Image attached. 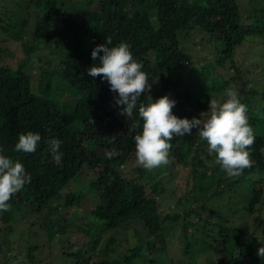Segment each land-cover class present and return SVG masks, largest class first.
<instances>
[{
  "label": "trees",
  "instance_id": "16d2710c",
  "mask_svg": "<svg viewBox=\"0 0 264 264\" xmlns=\"http://www.w3.org/2000/svg\"><path fill=\"white\" fill-rule=\"evenodd\" d=\"M84 1L85 8L73 13L76 17L58 6L56 0H27V8L34 5L38 11L33 25L21 19L14 27L13 22L10 21V26L0 18L2 32L19 40L24 53L14 66L0 64V147L13 160L22 162L32 176L31 183L9 201L10 211L0 213V232L5 234L8 244H13L10 235L20 211L21 219L29 220L26 229L31 224H39L46 230L48 241L56 236L63 239L61 247L63 256L68 259L66 264H200L196 259L199 250L206 255L201 264H264V258L256 251L255 229L251 228L256 219V229L264 223V218H260L264 216V134L254 131L256 140L250 149L253 166L238 178L227 176L215 164V159L210 164V173L206 172L209 161L202 153L208 145L195 128L191 135L171 141V167L163 166L151 172L136 163L134 144L112 159L83 145L88 131L110 115H121L114 100L118 93L110 91L108 82L100 76L88 74L91 66L100 64L99 59L93 60L91 56L97 45L105 43L107 38L112 40L110 46L122 41L130 45L134 59L142 63V70L152 85L151 91L141 96L139 104L158 99L173 86L182 87L185 100L183 104L179 101L182 97L179 93L173 113L190 118L194 110V117L199 118V111L211 95H205L202 90L208 89L206 85L199 91L189 86L193 79L187 83L186 77L185 80L183 76L176 77L178 67L192 62L183 49L182 33L197 28L205 41L218 42L211 48L216 53L213 58L216 65L224 64L228 58L233 63L237 45L248 36L264 35V0ZM17 4L12 0L14 7H24ZM54 26L65 30L55 34ZM66 37L68 40L59 57L60 66H39L34 91L30 71L37 62L36 50L51 44L55 50ZM5 50L0 40V52ZM262 60L264 73V56ZM256 63L241 68L235 64L230 66L235 72L233 77H237L239 99L247 105L253 130L264 127V77L253 85L248 82L249 76L245 78V74L256 69ZM194 66L186 73L195 74ZM202 68L204 64L200 72ZM61 85L73 88L77 94H73V101L62 97ZM138 107L129 117L132 120L128 119L134 127L137 122L142 125ZM135 128L138 132L142 130ZM28 131L38 132L42 137L36 152L14 151L19 135ZM49 138L63 142L62 167L53 161L48 151ZM131 162L136 163L135 166L128 167ZM178 166L188 170L183 176V193L180 192L173 210L163 211V194L167 190L173 193L174 188H167L160 181L165 172L175 170L178 174ZM67 169L68 174H65ZM83 169L89 174L84 181L95 199L91 210L75 212L70 221L69 215L74 209L71 207L80 209L83 196L67 192L65 187L71 176ZM256 175L260 178L256 179ZM241 183L246 184L247 195L245 202L236 204L233 193ZM219 199L224 200V204ZM217 211L224 220L214 218ZM79 219L81 221L76 223ZM70 225L79 233L72 235L68 230ZM107 230L114 232L103 241L102 232ZM130 230L136 240L134 246L128 244ZM116 231H122V241L116 237ZM144 231L147 237L142 236ZM18 235L26 264H34L33 249H37L39 242L37 231L27 234L22 230ZM172 236L180 241L178 258L168 256L167 246ZM37 260L40 262L42 258ZM43 264L48 261L43 260Z\"/></svg>",
  "mask_w": 264,
  "mask_h": 264
},
{
  "label": "rangeland",
  "instance_id": "374dc122",
  "mask_svg": "<svg viewBox=\"0 0 264 264\" xmlns=\"http://www.w3.org/2000/svg\"><path fill=\"white\" fill-rule=\"evenodd\" d=\"M19 4H24V7L22 6H16L14 7L11 5L12 0H0V18L2 19L1 22H5L7 25L13 22L14 27L18 25V23L21 21V19L27 20V22L30 25H33L36 14L38 11L36 10L35 6L32 5L29 8H27V0H15ZM58 3V6L65 8L68 11H71L73 17H76L74 14L78 13L79 11H82L86 3L84 0H56ZM21 10H20V9ZM74 13V14H73ZM20 18V19H19ZM13 20V21H12ZM27 29V26H26ZM55 34H59L60 32H63L65 29L58 28L57 26H54ZM204 36H202L201 32H199L196 29H190L186 33H182L181 35V41L183 43V49L185 53L188 55V59L191 62H185L182 66L177 68V76L181 77L183 76V79L186 82L189 83L188 85L194 88L200 89L206 85L208 89H202L205 92V95H211L210 98L206 101L205 106L199 111V114L201 116L202 113H204V116L206 117L208 115L207 110L209 108V101L210 99H216V100H223L226 99L225 97V91L229 89L230 87L234 88L237 92L239 90L236 88V81L237 77H233L235 75V72L233 69L230 68V66H233L234 64L237 67H245L253 62H257L256 69H254L253 73H247L245 74V78L249 76L248 82H250L251 85H253L254 81H259L264 77L263 72V56H264V35L262 36H248L246 37L245 41H243L241 44L237 45L235 47L234 53L232 55L233 63H231L230 59H226L225 63L222 65H216L214 62V56L216 53L211 50L214 46L218 44L217 41L211 40V41H205L203 39ZM0 40H1V46L7 49L5 52H0V64H11L12 66L15 65V63L24 56V53L21 51L20 48V41L16 40L12 36L8 35L7 33H3L2 29H0ZM68 38H64L62 41H60L59 46L57 49L54 50V44L51 45H44L42 48L36 50V59L37 62L34 64V67L30 71L31 75V82L33 90L36 91V83L38 81L39 77V66H49L51 68L59 67V57L60 53L63 49V46L67 42ZM11 54H8V53ZM210 52V53H209ZM201 64H204V68L201 69ZM196 65L195 74L186 73V71L189 72L191 69V66ZM186 66V69H185ZM207 74L204 75L203 74ZM175 77V79H176ZM205 79V81H204ZM184 80H183V86H184ZM205 82V83H204ZM62 86V85H61ZM60 86V87H61ZM219 86V87H217ZM64 91V94L62 93V97L67 100H74L73 97H75L77 94L73 90V88L68 87L66 85L61 87ZM183 92L182 87L178 89V87L175 88V86L169 88V91L164 92V95H168L171 99L177 100L176 98L179 96H182L179 101L183 104V101L185 100V95L183 92V95H181ZM75 96H74V95ZM239 96V95H238ZM195 111L193 110V117ZM192 116L188 119H192ZM196 117V116H195ZM131 118H127L126 116L122 115H110L106 117L101 123L98 125V127L91 129L88 131V137L87 141L83 143V145L87 149L95 150L97 153L105 156V153L107 151L115 149L118 153H124L128 146L130 144L135 145L134 136L138 134L139 132L134 127V124H130ZM132 120V119H131ZM128 124L130 125L128 128ZM254 131H259L260 133L264 134V127L261 128H255ZM206 147V146H205ZM202 157L205 159L207 158L209 161V169H206L208 173H210V170L212 169L210 167V164H212L213 160L215 159V154H210L208 149L205 148L202 153ZM137 163V162H136ZM136 163H129L128 167L135 166ZM212 166V165H211ZM168 169L171 167V165L167 166ZM178 174H175V170H173L172 173L165 172V174L162 176L161 181L162 184L166 185L167 188L172 187L174 188V192H170L167 190L164 192L163 197L161 199V209L163 211L173 210L175 208V202L180 195V192L183 193V184H184V178L183 176L188 172L187 169H183V167L178 166L177 168ZM69 169L65 170V174H68ZM257 176V175H256ZM255 176V177H256ZM264 176V173H263ZM86 177L89 178V174L86 175L85 169H83L79 174H76L74 176H71L69 183L67 184V187H65V190L68 192H72L75 194L82 195L81 198V204L80 209L76 207L71 210V213L69 215V220L73 219L75 212H80L81 209L85 210H91V206L93 203L94 196L93 193H91L88 184L85 183L84 180H86ZM251 179L246 180V183H248ZM241 186L239 188H236L234 194V202L236 204H241L245 202L244 197H246L247 192L244 190V187H246V184L241 183ZM264 185V184H262ZM261 185V186H262ZM188 188L189 185H187ZM84 193V194H81ZM92 194V195H91ZM224 199V198H223ZM219 199L221 203L224 204V200ZM242 200V202H241ZM234 204V203H232ZM220 209V208H219ZM218 209V210H219ZM23 210V209H22ZM176 211H180L176 209ZM222 212H226L225 208H223ZM258 214V213H257ZM256 214V215H257ZM18 221L14 225L13 229L14 231L10 235V239H13V244L11 246L8 244L7 239L5 238V234L0 232V261L3 262V264H12L13 259L16 258V255L19 256L23 254L22 248H20V239L18 233L23 230V232L32 233L35 230L37 231V234L39 238L37 241V249H33V256L35 257V263L34 264H43V260L48 261V264H66L67 260L63 256L64 254L62 251L61 244H63L62 238H57L58 236L54 237L53 240L48 241L46 238V230L40 225H29L28 227L26 224L29 222L28 219H21L22 212L18 211L17 214ZM191 216L190 218H192ZM214 218L217 220H224L225 217H222L218 214V211L215 212ZM258 218V217H257ZM260 218H264L263 215H260ZM39 223L42 221L41 216L38 217ZM261 220V219H260ZM81 220H76V223H79ZM243 221V220H242ZM256 223L252 224L251 228L255 229L256 237H257V253L258 249L264 245V223L261 224L260 228L256 229L258 220L256 219ZM232 223V222H231ZM230 223V224H231ZM250 223V221L248 222ZM250 228V229H251ZM209 229H212V225ZM214 229V228H213ZM68 230L72 232V235L74 232L79 233L77 229H75V226L70 225L68 227ZM132 230L128 231L130 233L128 239H129V246H134L136 244L135 238L132 236L131 233ZM114 231L107 230L106 232H102V239L103 241L107 239V237ZM122 231H116V237L122 241L123 234H121ZM128 233V234H129ZM68 235L70 233L67 232ZM144 237H147V233L144 231L142 233ZM178 234V231L176 232ZM156 240V239H155ZM60 241V242H59ZM62 241V242H61ZM168 256L178 258L181 256V248H180V241L175 236H172L168 241ZM204 241H202V244L200 245L201 250H204L203 246ZM121 249L122 246L119 245L118 249ZM24 255V254H23ZM206 256V255H205ZM205 256L203 255V252L199 250L196 255V259L200 264L205 259ZM42 258V261L39 262V260ZM209 259V258H207ZM37 260V261H36Z\"/></svg>",
  "mask_w": 264,
  "mask_h": 264
},
{
  "label": "clouds",
  "instance_id": "9594fccd",
  "mask_svg": "<svg viewBox=\"0 0 264 264\" xmlns=\"http://www.w3.org/2000/svg\"><path fill=\"white\" fill-rule=\"evenodd\" d=\"M112 45L111 38L97 45L91 53L92 59L100 60L99 66L93 65L87 71L92 77L100 76L110 86V91L118 93L114 97L120 114L127 118L137 109L140 98L151 91L148 75L142 70L143 65L134 59L127 42ZM102 53V55H100ZM226 99H210L208 115L204 113L199 118L178 117L173 113L176 101L168 95H163L148 104H139L138 114L142 125L137 122L135 127L141 131L134 136L136 162L145 170L151 172L156 168L169 166L171 141L175 137H185L192 134L195 128L200 139L207 142L210 154H215V164L229 177H240L244 170L253 166L250 149L255 144L253 127L249 123L247 105L239 99L238 92L230 87L225 91ZM38 132L21 133L14 146V151L25 154L35 153L40 142ZM48 151L53 161L63 166L61 151L62 141L59 138H49ZM115 149L107 151L105 156L112 159L122 155ZM259 179V175L255 177ZM32 176L18 160H13L0 147V213L11 209L9 201L18 192L30 184ZM264 258V246L257 253ZM12 264H26L23 254L13 259Z\"/></svg>",
  "mask_w": 264,
  "mask_h": 264
}]
</instances>
